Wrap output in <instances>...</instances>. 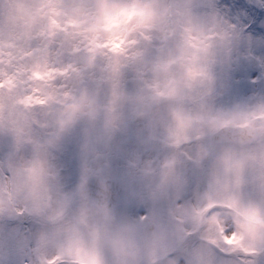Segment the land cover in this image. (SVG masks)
I'll return each mask as SVG.
<instances>
[{"label": "clouds", "instance_id": "1", "mask_svg": "<svg viewBox=\"0 0 264 264\" xmlns=\"http://www.w3.org/2000/svg\"><path fill=\"white\" fill-rule=\"evenodd\" d=\"M0 264H264V0H0Z\"/></svg>", "mask_w": 264, "mask_h": 264}]
</instances>
